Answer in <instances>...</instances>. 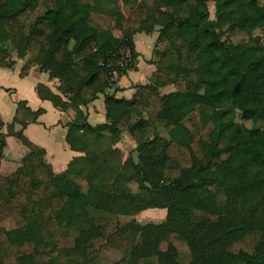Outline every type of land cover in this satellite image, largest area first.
I'll use <instances>...</instances> for the list:
<instances>
[{
  "label": "trees",
  "instance_id": "obj_1",
  "mask_svg": "<svg viewBox=\"0 0 264 264\" xmlns=\"http://www.w3.org/2000/svg\"><path fill=\"white\" fill-rule=\"evenodd\" d=\"M210 1L0 0V67L15 54L21 76L37 66L58 80L66 100L43 85L38 94L60 110L101 95L106 109L102 124H67L83 156L58 175L45 149L11 132L30 151L15 174H0V264H97L98 241L122 255L114 264H264V42L254 36L264 20L243 19L248 5L264 14V0H214V20ZM155 32L156 71L117 98L120 80L101 63L130 49L126 76L138 65L136 35ZM236 33L247 41L226 38ZM44 113L20 102L14 123ZM125 133L136 143L126 159ZM6 145L0 134V164ZM152 209L167 211L163 222L135 219Z\"/></svg>",
  "mask_w": 264,
  "mask_h": 264
},
{
  "label": "crops",
  "instance_id": "obj_2",
  "mask_svg": "<svg viewBox=\"0 0 264 264\" xmlns=\"http://www.w3.org/2000/svg\"><path fill=\"white\" fill-rule=\"evenodd\" d=\"M135 45L140 57L142 52L138 49L136 41ZM139 57L136 70L130 71L126 76H123L115 89L110 91V93H115L117 98L131 99L135 93V86L142 84L140 82L141 78L132 76L134 73L140 74ZM13 59L16 64L12 68L0 67L1 134L5 136L7 144L0 164V174L4 177L15 174L23 166V160L30 151L15 135L11 134L12 131L15 133L22 132L33 144L45 149V161L47 164L51 166L55 174H62L68 169L70 164L83 156L82 153L75 152L69 147L66 141L67 124L71 123L78 116L86 117L90 123L91 120L101 122L106 114L105 97L102 99L103 95H101L97 101L87 107L69 108L66 111L60 110L52 102L42 100L38 94V87L43 85L54 94L60 95L66 100L58 90V80L50 79L49 75L41 72L37 66L32 67L25 76H21L25 60L17 58L15 54L13 55ZM151 59L152 56L151 58H146L145 61L150 63ZM149 66L153 68L151 74L147 76L150 79L156 71V67L150 64ZM148 82L149 80L143 82V84H147ZM20 102H26L27 107L32 111L44 109L45 113L39 118L37 123L28 124L26 127H23L20 123H14ZM79 112L82 115H79ZM66 117H68L67 120H65ZM102 123L104 122L99 124ZM119 144L117 147L120 149ZM80 179H83V182ZM76 180L86 188L83 177H79ZM163 212L162 215L166 217L167 211ZM136 217L135 219L138 221Z\"/></svg>",
  "mask_w": 264,
  "mask_h": 264
},
{
  "label": "rangeland",
  "instance_id": "obj_3",
  "mask_svg": "<svg viewBox=\"0 0 264 264\" xmlns=\"http://www.w3.org/2000/svg\"><path fill=\"white\" fill-rule=\"evenodd\" d=\"M262 3H264V1ZM125 10H126V14H128V12H129L128 9L125 8ZM209 10H210V14H211V19L214 20L215 19V3H214V0L210 1ZM243 12H244L243 13V19L246 22L264 20L263 12L261 10H258L254 6L248 5V6L244 7ZM114 34L116 35V37H121V33H119L118 31H115ZM254 36L261 37L262 41L264 42V30H257L254 33ZM157 37H158V32H155L152 35H147V34L142 33V34L136 35V37H135V39H136L135 41L138 43V49L140 50V52H142V54L139 57V68H140L139 73L140 74L134 73L132 76H137V77L141 78L140 82H142V84H143V82H147L148 80L150 81V79L147 76H148V74H151L153 68L151 66H149L150 63H147L145 61V59L151 58V56L153 57V51L155 48V42L157 40ZM226 38L232 39L235 43L246 42L248 39L247 35L242 34V33H236L232 36H227ZM164 47L165 46L162 45L159 48L163 49ZM150 65H152V64H150ZM172 90H174V88H167L165 90V92L172 91ZM102 99H104V96H102ZM78 114L82 115L81 112H79ZM67 118L68 117H66L65 120H67ZM101 122H105V116L102 118ZM101 122L91 120V123L90 122L89 123L92 125H96V124H99ZM236 122L242 124L245 129H250L253 126L252 122L242 121L240 118H238V116L236 117ZM214 123L216 126H220L223 123V120L220 117H217L214 119ZM162 135L166 138L168 137L166 132H162ZM119 146H120V149L122 150V152L124 154V159H126L128 157V155L136 147V143L128 133H125L123 135V139H122L121 143L119 144ZM194 172H195L194 170L183 172L182 177H183L184 181L189 182L190 179L195 175ZM80 180H81V182H83V179H80ZM215 190H216V187L205 188V189L199 191V195L201 197L209 196ZM163 211H165V210H158V209L147 210V211L141 213L140 215H138L136 218L143 225L148 224V223L159 224V223L163 222L165 219V216L162 215L164 213ZM97 247L101 250V254H100L99 260L97 261V264H114L122 258V255L120 253L104 246V244L101 241L97 242Z\"/></svg>",
  "mask_w": 264,
  "mask_h": 264
},
{
  "label": "built area",
  "instance_id": "obj_4",
  "mask_svg": "<svg viewBox=\"0 0 264 264\" xmlns=\"http://www.w3.org/2000/svg\"><path fill=\"white\" fill-rule=\"evenodd\" d=\"M133 62V54L130 49H125L118 55H114L111 59L101 63L102 67L111 69L112 81H119L121 78V70H125L129 64ZM2 132V124L0 121V134Z\"/></svg>",
  "mask_w": 264,
  "mask_h": 264
}]
</instances>
